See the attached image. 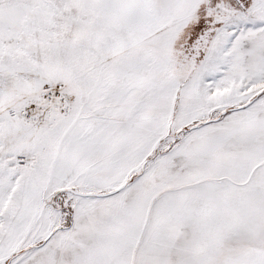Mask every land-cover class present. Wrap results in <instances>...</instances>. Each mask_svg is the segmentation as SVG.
Segmentation results:
<instances>
[{"label":"snow or ice","instance_id":"1","mask_svg":"<svg viewBox=\"0 0 264 264\" xmlns=\"http://www.w3.org/2000/svg\"><path fill=\"white\" fill-rule=\"evenodd\" d=\"M0 264H264V0H0Z\"/></svg>","mask_w":264,"mask_h":264}]
</instances>
